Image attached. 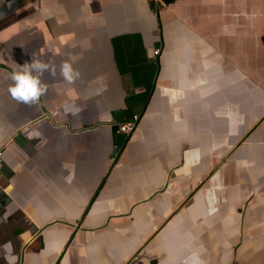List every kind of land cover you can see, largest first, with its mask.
Masks as SVG:
<instances>
[{
    "label": "crops",
    "instance_id": "obj_1",
    "mask_svg": "<svg viewBox=\"0 0 264 264\" xmlns=\"http://www.w3.org/2000/svg\"><path fill=\"white\" fill-rule=\"evenodd\" d=\"M0 264H264V0H0Z\"/></svg>",
    "mask_w": 264,
    "mask_h": 264
},
{
    "label": "clouds",
    "instance_id": "obj_2",
    "mask_svg": "<svg viewBox=\"0 0 264 264\" xmlns=\"http://www.w3.org/2000/svg\"><path fill=\"white\" fill-rule=\"evenodd\" d=\"M46 72L52 77H56L57 68L33 53L30 60L19 64L10 73L9 79L11 83L8 87V93L11 98L25 105H38L41 98L48 91L47 85L42 80ZM59 75L68 85H73L81 78V72L69 61L61 62L59 65Z\"/></svg>",
    "mask_w": 264,
    "mask_h": 264
},
{
    "label": "built area",
    "instance_id": "obj_3",
    "mask_svg": "<svg viewBox=\"0 0 264 264\" xmlns=\"http://www.w3.org/2000/svg\"><path fill=\"white\" fill-rule=\"evenodd\" d=\"M159 53V49L154 51V55H159ZM139 119L138 115H134L130 120L117 124L116 132L124 135L130 134L135 129Z\"/></svg>",
    "mask_w": 264,
    "mask_h": 264
},
{
    "label": "trees",
    "instance_id": "obj_4",
    "mask_svg": "<svg viewBox=\"0 0 264 264\" xmlns=\"http://www.w3.org/2000/svg\"><path fill=\"white\" fill-rule=\"evenodd\" d=\"M171 0H164L165 3H169Z\"/></svg>",
    "mask_w": 264,
    "mask_h": 264
}]
</instances>
